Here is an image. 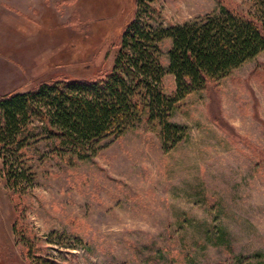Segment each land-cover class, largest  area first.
I'll list each match as a JSON object with an SVG mask.
<instances>
[{
    "label": "rangeland",
    "instance_id": "obj_1",
    "mask_svg": "<svg viewBox=\"0 0 264 264\" xmlns=\"http://www.w3.org/2000/svg\"><path fill=\"white\" fill-rule=\"evenodd\" d=\"M253 0H154L153 26ZM135 0H0V95L112 67ZM169 39L159 43L166 67ZM163 91L175 84L165 73ZM186 134L162 148L143 112L80 159L59 153L38 120L23 148L31 186L1 174L0 264H264V51L182 99Z\"/></svg>",
    "mask_w": 264,
    "mask_h": 264
},
{
    "label": "trees",
    "instance_id": "obj_2",
    "mask_svg": "<svg viewBox=\"0 0 264 264\" xmlns=\"http://www.w3.org/2000/svg\"><path fill=\"white\" fill-rule=\"evenodd\" d=\"M154 0H135L134 17L125 27L112 67L93 79L48 80L23 92L0 95L1 174L14 191L31 186L23 148L33 120L59 153L93 156L97 144L117 139L140 120L156 121L165 151L185 136L170 115L190 93L217 82L264 51V0L252 10L221 8L169 27H155L143 14ZM170 40L168 62L159 60V43ZM165 73L175 88L163 91Z\"/></svg>",
    "mask_w": 264,
    "mask_h": 264
}]
</instances>
